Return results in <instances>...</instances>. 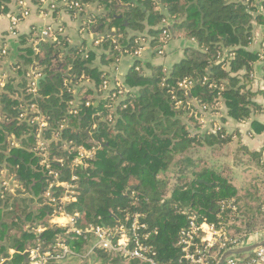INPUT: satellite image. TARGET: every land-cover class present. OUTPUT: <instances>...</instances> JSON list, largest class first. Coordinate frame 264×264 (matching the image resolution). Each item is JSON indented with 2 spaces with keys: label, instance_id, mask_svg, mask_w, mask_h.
I'll use <instances>...</instances> for the list:
<instances>
[{
  "label": "trees",
  "instance_id": "obj_1",
  "mask_svg": "<svg viewBox=\"0 0 264 264\" xmlns=\"http://www.w3.org/2000/svg\"><path fill=\"white\" fill-rule=\"evenodd\" d=\"M66 1L81 5L80 12L70 4L64 6L73 17L86 16L92 4L102 9L100 15L85 18L93 21L102 34V42L96 47L102 54V66L117 65L123 56L135 57L143 40L149 48L160 44L164 20L171 21L175 38L194 41L197 48L186 49L184 59L171 70L145 65L148 75L141 60H137L125 80L127 97L116 104V89L110 90L108 100H100L102 84L109 74L95 66V51H87L85 45L71 46L65 37H60L57 44L47 42L35 54L31 46L33 33L21 35L14 66L17 74L9 76L4 88H0V170L17 178L30 197L6 193L0 199V219L5 220L1 238L6 235L7 244L17 249L33 245L38 237L22 232L24 220L35 218L46 223L52 214V207L43 197L51 179L40 167L34 128L21 119L23 107L32 103L48 118L46 138L59 135L50 144V152L52 157L66 160V166L58 168L62 172L60 180H70L74 175L78 178L74 181L77 202L68 206L70 214L79 215L77 227L101 224L113 228L127 215L139 214L158 232L156 251L164 261L178 258L177 242L188 217L199 214L214 220L223 201L235 200L239 204L240 213L234 219L241 223V229L262 227L264 148L260 152L240 149L259 174L249 185L237 188L231 167L212 164L200 152V148L219 151L231 143L232 136L224 128L194 132L191 126L199 130L192 111L222 100L230 116L240 122L259 109L250 88L259 53L249 51V47L254 23L264 24V1L260 11L258 0ZM12 3L13 0H0V13H5ZM224 50L233 57L218 64V54ZM32 66L43 75L34 100L27 88ZM186 79L193 83L190 92L179 87ZM69 82L80 85L76 115L69 112V102L74 99L66 86ZM87 102L99 104L87 107ZM12 141L18 147H12ZM81 145L89 149L96 146L97 153L89 165L73 170L74 149ZM168 172L170 177L165 175ZM63 231L48 226L41 239L51 245L63 237ZM92 242V237H78L72 247L80 257L62 263L87 256ZM87 258L95 264L125 263L121 257L101 249H94ZM130 264L143 263L133 260Z\"/></svg>",
  "mask_w": 264,
  "mask_h": 264
},
{
  "label": "built area",
  "instance_id": "obj_2",
  "mask_svg": "<svg viewBox=\"0 0 264 264\" xmlns=\"http://www.w3.org/2000/svg\"><path fill=\"white\" fill-rule=\"evenodd\" d=\"M70 4L75 10L81 11L79 3L66 0H37V9L41 16L46 17L48 14L58 12L64 9L65 5ZM19 7L22 12L10 16V31L13 35L17 34V28L20 23L30 16L29 10L26 9V1L19 0ZM67 11V10H66ZM78 17V15H76ZM83 27L93 34L95 30V23L89 19L83 22ZM163 32L159 41L162 49L158 51V56H164L165 50L172 40L170 31V21L164 20L162 23ZM60 37H65L68 42L69 39L65 35V30L62 26L53 27L51 25L45 27L40 32H33V40L31 46L35 54L41 52V47L47 42L58 43ZM102 41H96L99 45ZM138 43V42H137ZM142 46L137 50L136 57H141L142 53L148 46V42L142 41ZM7 45H0V88H4L9 75L2 69L5 64L4 58L8 56ZM233 54L229 51H223L218 54V64L227 62L232 59ZM259 59L264 60V41L261 44ZM18 62L14 61L7 64L8 71L12 75H16V67ZM8 72V73H9ZM253 77V75H252ZM43 78L40 69L32 66L27 74L28 93L32 96V100L38 96L39 82ZM85 83L89 84L90 81ZM193 83L188 79L180 83L179 87L185 92H190ZM69 86V93L72 94L73 100L69 102V112L77 114V107L79 106L80 85H75L72 82L66 83ZM116 89L117 93L113 95L116 99V104L127 97V87L124 82L116 78L107 77L101 87L100 100H108L109 92ZM98 102H87L86 106H98ZM181 103H178L180 106ZM218 103L212 106L200 107L197 111H192V115L196 120L202 122L203 115L210 110L218 107ZM114 110V109H113ZM21 119H26L31 127L34 128V136L36 140L35 152L39 156L40 167L51 179V182L44 193L43 197L49 202L52 207V214L46 223L33 218L29 222L27 220L22 225V232H29L35 234L38 239L34 241L33 245H24L23 249L10 247L7 244L8 237L2 224L5 223L0 219V264H61L68 258H76L79 255L76 253L72 243L78 237L89 238L92 237L93 248L89 252L87 258L93 253L94 249H101L114 256H119L125 261L138 260L143 264H219L225 257L222 264H264V224L257 230L248 231L241 229V223L234 219L240 212L239 204L235 200L223 201L220 204V213L215 215V219H209L207 216H199V214H192L188 217L187 226L180 233L177 242L179 256L177 259L164 261L156 251V237L158 232L152 230L147 223L142 221L141 215L133 214L127 215L124 222L117 224L110 228L101 224H89L83 228L76 226V219L78 214H70L68 206L77 202L75 196L76 184L78 178L74 175L70 180H60L62 172L58 168L66 166V160L63 158L52 157L50 152V144L59 139L58 134H53L51 139H47L45 132L50 129L48 118L40 111L37 104H30L23 107ZM112 120V117L109 119ZM61 127L60 129H63ZM96 127H94L95 129ZM12 147H18L16 141H12ZM75 156L71 161V166L74 169L79 166H87L94 160L97 148L94 146L89 149L87 146L81 145L74 149ZM53 164H57L54 168ZM20 192V193H19ZM14 197L29 198L30 195L26 193L25 188L20 181L14 176L2 169L0 170V199L5 197V194ZM13 209L12 207L10 210ZM264 213V205L262 207ZM3 213L0 206V216ZM20 220V218H19ZM21 221V220H20ZM14 222H18L17 219ZM49 228L63 229V237L53 241L51 245H46L41 239V236ZM12 233H15L14 231ZM251 252H246L241 255L227 256L230 252L243 251L248 248H253ZM17 256L21 257L17 261Z\"/></svg>",
  "mask_w": 264,
  "mask_h": 264
},
{
  "label": "crops",
  "instance_id": "obj_3",
  "mask_svg": "<svg viewBox=\"0 0 264 264\" xmlns=\"http://www.w3.org/2000/svg\"><path fill=\"white\" fill-rule=\"evenodd\" d=\"M26 9L29 10L30 16L23 20L17 28V34L13 35L10 31V16L22 12L23 9L19 7V0H13V3L9 6L5 13H0V45H7L8 56L4 58L5 65L10 64L18 59L21 35L31 34L33 32H40L45 27L51 25L53 27L62 26L65 30V35L69 39L71 46L85 45L87 51H95L97 58L95 60V66L100 70L108 72L110 78H116L125 83L126 77L132 68V65L141 60L144 65V72L148 75L149 71L145 65L150 64L152 66H163L166 69L171 70L174 65L180 63L185 57V50L188 48H197V44L194 41L175 38L172 34V40L167 45V50L164 56L154 55L149 46L142 53L141 57L123 56L119 60L117 65L114 66H102L101 65V51L97 50L96 41L101 38L99 29H96L95 34L84 36L83 22L87 15H100L102 9L98 4L89 5L86 9V16L73 17L69 12L64 9H60L58 12L48 14L43 17L39 14L37 9V0H25ZM264 0H258V9L260 11L261 4ZM88 40L90 41L88 45ZM264 41V24L255 22L253 30V41L249 47V51L253 53H260L261 44ZM253 81L251 84V90L255 93L254 101L259 106L258 110L253 111L248 120L236 121L229 114V109L224 100L220 101L216 109H212L203 115V121H198L199 130L191 126V131H206L217 128H224L227 134L232 136L230 144L225 145L221 150L212 152L209 148H200L201 156L207 158L210 163L211 160L218 156H234L235 160L232 164H225L231 167L233 184L237 188L247 186L250 182L259 174L256 166L248 162V156L244 155L241 148H246L250 152H260L264 148V60H258L254 64V70L252 73ZM92 84V82H90ZM90 87H94L91 85ZM97 104V103H96ZM209 151L210 155L205 156L202 150ZM214 158V159H215ZM222 165V164H220ZM241 168L245 173H250V178L244 179L243 182L235 180L234 168Z\"/></svg>",
  "mask_w": 264,
  "mask_h": 264
},
{
  "label": "rangeland",
  "instance_id": "obj_4",
  "mask_svg": "<svg viewBox=\"0 0 264 264\" xmlns=\"http://www.w3.org/2000/svg\"><path fill=\"white\" fill-rule=\"evenodd\" d=\"M96 30V29H95ZM83 33H84V36H89L88 35V31L84 28L83 30ZM90 41L88 40V45H89ZM152 52H156L160 49H162V46L160 44H157L155 45L154 47H151L150 48ZM165 51L167 50V48H163ZM8 66H6L5 64L2 65V69L10 76L12 73L8 71ZM9 72V73H8ZM202 152H204L203 154L205 156H208L210 155V152L209 151H205L202 150ZM215 158V157H214ZM212 159L211 160V163H215L217 165L219 164H222V165H225V164H232L233 161L235 160L234 156H218L216 157L215 159ZM234 177H235V180L236 181H239V182H243L244 179H248L250 178V173H245L241 168H237L235 167L234 168ZM166 176L170 177L171 176V173L168 172L167 174H165ZM173 183V182H172ZM80 257V256H79ZM78 258V257H77ZM131 261H125L124 264H130ZM61 264H95L93 259L92 258H82V259H76V260H71L70 262H66V263H61Z\"/></svg>",
  "mask_w": 264,
  "mask_h": 264
},
{
  "label": "water",
  "instance_id": "obj_5",
  "mask_svg": "<svg viewBox=\"0 0 264 264\" xmlns=\"http://www.w3.org/2000/svg\"><path fill=\"white\" fill-rule=\"evenodd\" d=\"M96 31H97V30H94V31H93V34H95ZM253 250H254V247H253V248H248V249L243 250V251L230 252V253L226 254V257H227V256H234V255H241V254H244V253H246V252H251V251H253ZM224 259H225V257L221 260V262H220L219 264H222L223 261H224Z\"/></svg>",
  "mask_w": 264,
  "mask_h": 264
}]
</instances>
